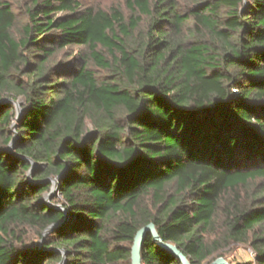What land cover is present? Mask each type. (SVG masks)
I'll return each instance as SVG.
<instances>
[{
  "label": "trees",
  "instance_id": "16d2710c",
  "mask_svg": "<svg viewBox=\"0 0 264 264\" xmlns=\"http://www.w3.org/2000/svg\"><path fill=\"white\" fill-rule=\"evenodd\" d=\"M125 8L0 0V264H264V0Z\"/></svg>",
  "mask_w": 264,
  "mask_h": 264
},
{
  "label": "water",
  "instance_id": "95a60500",
  "mask_svg": "<svg viewBox=\"0 0 264 264\" xmlns=\"http://www.w3.org/2000/svg\"><path fill=\"white\" fill-rule=\"evenodd\" d=\"M13 104L17 108V119H19V116L21 113L20 106L16 102H14ZM14 130H15V125L12 126V131H14ZM16 139H17V135H15L13 140L11 141L10 146L8 148L9 151H12L14 149V143H15ZM31 165H32V167H31V170L29 173V177H31V172L37 167V165L34 164L33 162L31 163ZM45 182L51 183V189H50L49 193H47V195L45 196V201L47 202V200H49L53 196V194L58 191L59 187H58L57 179H52V180L48 179ZM56 208L60 209V207H56ZM62 212L64 213L63 220L60 223L49 227L43 233V238L49 232H51L55 228L63 225L65 222H67L68 213L65 210H62ZM147 235L151 236L153 244H155L157 247H159V248L167 251L168 253H170L181 264H191L188 261V259L179 251V249L176 246L172 245L171 243L162 241V239L159 237V235H158V233H157V231H156V229L152 223H149L148 225L142 227L135 234V237H134L133 243H132V247H131V251H130V264H142L141 263V250H142L143 242H144ZM64 262H65V255L63 254V257H62L60 264H64ZM212 264H228V263L225 259L218 258Z\"/></svg>",
  "mask_w": 264,
  "mask_h": 264
},
{
  "label": "rangeland",
  "instance_id": "374dc122",
  "mask_svg": "<svg viewBox=\"0 0 264 264\" xmlns=\"http://www.w3.org/2000/svg\"><path fill=\"white\" fill-rule=\"evenodd\" d=\"M11 3L15 8H18L23 0H5ZM83 8L86 7H91L95 9H104L108 10L110 8H118L122 12H125L127 15V10L125 8V0H77ZM77 51V50H76ZM70 52H75L73 49H68L65 51V53H70ZM19 106L23 104L22 99H18L15 101ZM257 184H261L260 187L264 188V181H259L255 185L251 186H256ZM55 197L57 200H60V196L58 195V192H55L53 196L47 200V203L51 201V199ZM55 207H60L59 204L54 205ZM46 235L44 236V238ZM43 240H36L33 239L31 241V248H35L37 250H41L43 248ZM222 257L219 256L218 254H215L210 262L211 264L218 258H223L227 261L228 264H254V251L252 248L246 244H230L228 247L223 249L221 252Z\"/></svg>",
  "mask_w": 264,
  "mask_h": 264
}]
</instances>
